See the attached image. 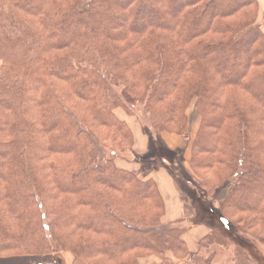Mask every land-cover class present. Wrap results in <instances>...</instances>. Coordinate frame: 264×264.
Listing matches in <instances>:
<instances>
[{
    "label": "trees",
    "instance_id": "1",
    "mask_svg": "<svg viewBox=\"0 0 264 264\" xmlns=\"http://www.w3.org/2000/svg\"><path fill=\"white\" fill-rule=\"evenodd\" d=\"M257 15L255 0H0V264H64L61 251L73 264H264ZM127 105H142L153 131L142 128L135 171L118 168L121 153L92 131L130 141L113 114ZM161 133L189 144L187 166L186 147L169 149ZM218 164L210 183L196 170ZM149 168L174 176L190 219L161 223L157 185L139 177ZM256 224L262 238L250 233ZM196 226L207 233L189 252L182 235ZM218 251L225 260L212 263Z\"/></svg>",
    "mask_w": 264,
    "mask_h": 264
},
{
    "label": "rangeland",
    "instance_id": "2",
    "mask_svg": "<svg viewBox=\"0 0 264 264\" xmlns=\"http://www.w3.org/2000/svg\"><path fill=\"white\" fill-rule=\"evenodd\" d=\"M240 16H233V17H229L228 19H226L225 22L227 23H232L235 20L238 21ZM257 23L261 25V31L264 34V19L263 17H259V15H257ZM179 93V92H178ZM177 99V96H171L169 98V100H166L162 103H158L155 104V106L157 107H162V106H167L169 103H171V101H174ZM113 114L115 116V118L122 122L124 124V126L127 129V132L130 135V141L122 138V137H111V135H108L109 132L105 129V128H96L93 129V133L96 134V136L100 137L98 139L99 144L101 143L102 146L104 147L105 150L111 152H120L121 154H118L117 156H115L114 160H115V165L116 166H126L124 164H136L134 163L133 160H135L136 158L138 160L141 159L142 154H140V150H139V145L140 143H143L142 140L145 141L146 138V144L148 143V139L145 135V133L143 132L142 128L143 126L146 127L151 133H153L150 123L148 121V116L144 115L143 112V106L142 105H127V106H121L118 107L116 109L113 110ZM83 113L80 112L79 116L82 120L83 119ZM185 116L187 118V131L189 133V136L192 138L198 128V117L196 114V110L193 106V103H191L188 108L185 111ZM166 133H161L162 135H165ZM174 135V134H172ZM226 133L222 134V136H225ZM132 136V138H131ZM6 138H4L5 140H8L9 137L5 136ZM181 137V136H179ZM133 140V141H132ZM133 142V144H132ZM189 145V144H188ZM187 145V146H188ZM132 146V147H131ZM186 146V149H187ZM147 148V147H146ZM189 148V152L188 149L186 151V153H184V164L187 166V161L190 160V146H188ZM170 149V148H169ZM219 149H221V146L219 147ZM172 150V149H171ZM174 150V149H173ZM133 152V153H132ZM146 152V151H145ZM144 152V153H145ZM132 153V154H131ZM206 158H208V156H197L196 157V162L198 161H202L205 160ZM218 158L220 159L221 156H218ZM125 159L127 161H131V162H127L125 161ZM221 160V159H220ZM176 164V163H175ZM219 164L216 166H213V169L211 171L207 170V171H198V169L196 168L197 172L199 174H203V176L207 179L206 181H208V183L212 182L216 176L218 177L219 174H223L224 173V169H220L219 168ZM218 174V175H217ZM179 176L180 179H183L181 177V175L177 174ZM212 179V180H211ZM183 184L186 187L190 188V185L188 184V182H186L185 180H182ZM223 196H225V191L223 190L222 192H220L216 198H214V202L216 204V206H219L221 201L223 200ZM235 220H239L242 219V216H235L234 217ZM240 221V220H239ZM12 227H14V225H16L15 223H11ZM253 233L255 234L257 237L262 238V234H259L260 232V227L258 224H256V226L251 230ZM249 233V232H248ZM259 249L264 250V243H263V247L262 246H258ZM59 256L62 257L63 263L64 264H73V254H71L68 251H61L59 252ZM225 260V253L224 251H218L213 259L211 260L212 263H216L218 261H224Z\"/></svg>",
    "mask_w": 264,
    "mask_h": 264
},
{
    "label": "crops",
    "instance_id": "3",
    "mask_svg": "<svg viewBox=\"0 0 264 264\" xmlns=\"http://www.w3.org/2000/svg\"><path fill=\"white\" fill-rule=\"evenodd\" d=\"M258 6V15L261 17L264 15V0H255ZM162 140L165 145L170 149H182L186 147V142L182 137L172 134L162 135ZM143 143H140L139 150L140 154L146 151V138ZM186 149V148H185ZM188 152L189 148L187 147ZM186 149V150H187ZM186 153V151H185ZM126 166H117L120 169L127 171H135L138 166L137 164H124ZM142 180L152 179L157 185V189L161 198L164 202V213L161 217V223H173L180 220H187L193 216V209L188 197L181 191L177 180L174 176L166 169L154 170L149 168L144 173L139 174ZM224 197V196H223ZM207 233V229L204 226H196L188 229L182 235V240L185 242L189 252H195L197 242ZM167 257H171L168 254ZM140 264H157L160 262L159 259L150 256L143 258Z\"/></svg>",
    "mask_w": 264,
    "mask_h": 264
}]
</instances>
